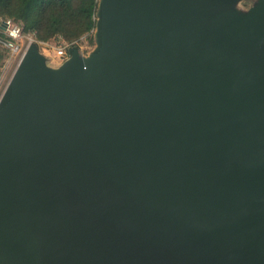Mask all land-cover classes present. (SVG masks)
<instances>
[{
	"label": "water",
	"instance_id": "1",
	"mask_svg": "<svg viewBox=\"0 0 264 264\" xmlns=\"http://www.w3.org/2000/svg\"><path fill=\"white\" fill-rule=\"evenodd\" d=\"M100 0L97 46L31 44L0 102V264H264V2Z\"/></svg>",
	"mask_w": 264,
	"mask_h": 264
},
{
	"label": "trees",
	"instance_id": "2",
	"mask_svg": "<svg viewBox=\"0 0 264 264\" xmlns=\"http://www.w3.org/2000/svg\"><path fill=\"white\" fill-rule=\"evenodd\" d=\"M100 0H0V70L10 53L6 43H11L1 28L5 20L20 24L25 35L34 33L37 40L60 43L77 47L87 37L92 44L97 40Z\"/></svg>",
	"mask_w": 264,
	"mask_h": 264
},
{
	"label": "rangeland",
	"instance_id": "3",
	"mask_svg": "<svg viewBox=\"0 0 264 264\" xmlns=\"http://www.w3.org/2000/svg\"><path fill=\"white\" fill-rule=\"evenodd\" d=\"M264 2V0H238L234 5H233V11L238 14V15H246L248 11L250 10L251 7L256 6L258 3ZM98 32V24L96 29L94 30V36H97ZM26 36V35H25ZM23 43H25V38L18 39L15 42V45L23 46ZM51 46L53 47H59L61 45L60 41L58 40H52L49 42ZM9 43H6V46ZM10 48V53L5 62L3 63V66L1 67L0 70V102L7 91L18 67L21 62V53L17 52L16 50H13L11 47ZM77 46L80 48L81 54L83 57H88L93 50L96 48L97 43L94 45L91 43V40L87 37H83L78 43ZM38 51L46 58V63L48 66L53 67V68H58L60 67L59 59L56 57L57 51L56 49L49 48L44 50L41 46H38ZM262 53L264 54V46L262 47Z\"/></svg>",
	"mask_w": 264,
	"mask_h": 264
},
{
	"label": "built area",
	"instance_id": "4",
	"mask_svg": "<svg viewBox=\"0 0 264 264\" xmlns=\"http://www.w3.org/2000/svg\"><path fill=\"white\" fill-rule=\"evenodd\" d=\"M1 28L3 29L4 33L12 39V42L9 43V47H11L13 50H16L17 52L21 53V59L24 57L25 53L27 52L28 48L31 46V44H36L38 46H41L44 48V50L53 48L56 49L57 54L56 57L59 59V63L63 64L65 61H67L70 58V45L69 44H61L59 47H53L49 42H42L37 40L34 33L25 34L23 33V28L20 24L15 23L12 20H5L1 23ZM25 38V43H23V46H19L18 44L15 45V42L18 39ZM7 45V46H8Z\"/></svg>",
	"mask_w": 264,
	"mask_h": 264
}]
</instances>
